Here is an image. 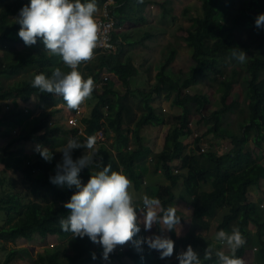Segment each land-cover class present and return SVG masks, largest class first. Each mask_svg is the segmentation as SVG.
Here are the masks:
<instances>
[{
    "label": "trees",
    "instance_id": "1",
    "mask_svg": "<svg viewBox=\"0 0 264 264\" xmlns=\"http://www.w3.org/2000/svg\"><path fill=\"white\" fill-rule=\"evenodd\" d=\"M103 1L97 0V3ZM201 1L202 14L193 19V28L187 31L184 37L186 45L192 48L193 65L190 72L181 79L168 69L178 54L176 47L171 45L155 74V82L142 90L129 89L125 93H120L113 90L111 81L102 78L103 87L100 89L96 86L92 94L96 102L90 114L83 119L86 125L85 134L88 137L96 135L98 131H103L104 134L114 133L111 149L105 145L97 147L99 153L97 161L102 162V166L111 164L113 171L122 170L121 172L129 177L136 188L142 183V176L136 171V163L152 157L156 169H160L168 181L166 184H160L156 191V197L161 200L165 208L169 207L178 196L174 189L182 180L183 191L179 196L192 207L197 225L183 236H177L176 230L169 232L170 238L174 241V254L179 247L186 250L187 246L191 245L203 259L204 249L208 245H214L209 242V237L204 231H210L211 219L223 209L222 218L215 227V234L219 230L230 232L232 224L239 227L247 243L236 255L244 259L247 244L254 241L249 226H256L258 231L256 257L264 262V238L260 233L264 228V210L249 197V188L258 186L260 181L264 180V163L247 146L251 139L255 147L264 150V52L247 55L244 69L238 66L232 69L221 95L222 107L213 110L210 114L213 121L212 129L215 132L222 123L223 114L239 105L236 100L229 101L228 96L233 83L241 79L247 87L248 116L241 126L242 135L232 137L233 147L230 151L218 154L213 147L201 151L202 137L199 136L194 141V148L198 152L188 153L183 139L193 131L190 127L188 105L194 106L199 112H204L211 103L208 94L192 90L197 77L211 70L221 71L228 60H234L231 58L233 47L249 50L246 45L243 49V45L237 41L235 31L252 27L257 29L255 19L259 14L264 13V9L262 10L260 6V0H251L250 4L245 3L240 7L236 6L237 0H231L229 3H226V0ZM29 2L30 0H0L1 47H7L15 52L18 44H24L18 37L20 25L13 23L12 19L16 18L19 10ZM117 2L118 6L113 9V14L118 19V24L122 25L138 20L152 0H117ZM159 5L162 7V13L167 14L168 9ZM186 13L185 10L184 14ZM119 36L124 42L119 41ZM151 36L152 33L147 31L142 38L131 40L127 33L121 35L114 33L113 38L118 45L116 51L112 53L97 49L95 59L86 65L88 77H92L97 85L102 72L106 70L113 73L123 84L129 85L130 79L138 71L137 66L132 58L122 59L118 47H124L125 43L129 46L143 45ZM261 42L264 46V36ZM34 48L37 49L34 52L0 57V98L24 91L34 92L39 93L40 103L44 107H49L63 98L41 93L33 88L31 81L34 77L8 86H4L2 82L3 76H17L30 67H34V75L44 73L50 76L57 67L69 71L59 63L58 57L49 56L44 51L42 42L38 41ZM130 95L139 100L137 108L130 101ZM160 96L167 98L173 96V104L180 107L182 112L169 115L157 112L153 101ZM58 110L60 108L45 112L36 118L28 130L0 149V163L4 165V173L19 172L28 182L32 194L44 190L47 195L54 198V202L51 203L32 200L25 203L19 192H4L0 195V210L6 212V224H10L8 227H0V249L6 252L0 264H16L15 259L20 254L15 247L7 250L6 243H14L19 238H30L34 234L42 238L48 235H68L67 244L71 252H67L62 244L47 247L37 253L32 264H91L94 261L92 253H95L97 258L101 257L102 251L96 249L97 244L92 243L87 237L74 238L71 233L63 232L60 227L59 221L66 218L69 213L64 205L58 202H68L72 194L77 191L74 186L69 188L66 184L61 186L50 183L49 177L55 175V169L51 172L52 167L60 160L62 153L53 152V159L47 162L44 159L39 160V157L36 160L28 159L23 148H13V143L18 140L39 141L38 143L45 145L57 144L58 134L66 131L65 126L52 123L53 115ZM137 110L141 111L139 116ZM22 113L25 114L24 111H13L2 116L0 138L9 135L7 131L1 129V124L17 121ZM160 124H173V128L165 136L163 149L154 153L143 143L140 129L146 125ZM69 132L74 136L77 134V129L71 127ZM84 137L81 136L85 139ZM133 144L135 147L130 146ZM112 149L116 150L115 155ZM80 150L73 151V159L79 158ZM176 159H179L180 163L174 167L172 162ZM175 169L178 172H175ZM97 170L100 169L93 164L90 169L87 167L82 169L79 177L88 181L90 173L94 174ZM4 182L9 183L13 180L1 175L0 185ZM204 184L209 185V189L202 190ZM14 214L18 215L15 222ZM157 226L160 229V226ZM145 233L141 226V232L137 236L145 237ZM214 247L217 250L223 248L226 253L228 252V249L221 244ZM141 248V251H137L135 245H132L126 251L127 256L135 264H179L174 254L171 258L160 259V253L149 249L147 244H143ZM215 260L216 258L213 257L212 260L204 261V264H215Z\"/></svg>",
    "mask_w": 264,
    "mask_h": 264
},
{
    "label": "clouds",
    "instance_id": "2",
    "mask_svg": "<svg viewBox=\"0 0 264 264\" xmlns=\"http://www.w3.org/2000/svg\"><path fill=\"white\" fill-rule=\"evenodd\" d=\"M97 0H30L16 17L20 25L18 37L25 46L31 47L42 42L44 51L49 56H56L62 62L64 71L55 68L51 75H34L31 86L41 93L63 98L70 111H79L81 106L92 98L96 83L92 77L85 78L80 68L96 57V50L105 46L106 33L98 19ZM257 28L264 29V13L255 19ZM231 58L238 63H246L245 51L233 47ZM96 135L88 136L84 141L70 138L60 150L62 159L55 167V175L50 176V183L75 187L70 200L64 204L68 210L66 218L59 223L63 232L71 233L74 238L87 237L92 243L102 248L101 256L108 260L118 246L132 242L137 251L147 244L151 250L160 253V259L171 258L174 254V241L165 235H151L135 239L141 232L151 231L159 225L161 232L175 231L181 223L175 207L165 208L157 197L144 195L141 206L137 207L133 198L132 181L122 172L113 171L111 164L102 166L97 161ZM84 149V154L73 159V151ZM34 151L42 159L51 162L52 152L42 145H36ZM95 164L100 170L82 184L79 177L84 168ZM215 241L228 249L217 250L208 245L201 254L188 245L186 250L176 255L179 264H204V261L216 258L215 264H246L237 256L239 249L247 243L239 227L230 232L219 230ZM92 253V259H96Z\"/></svg>",
    "mask_w": 264,
    "mask_h": 264
},
{
    "label": "rangeland",
    "instance_id": "3",
    "mask_svg": "<svg viewBox=\"0 0 264 264\" xmlns=\"http://www.w3.org/2000/svg\"><path fill=\"white\" fill-rule=\"evenodd\" d=\"M152 4L147 5L144 10L145 16H141L136 21L126 22V25L121 26L119 31L128 32V38L131 40L140 39L143 35L148 31L152 33L151 38L145 40L144 44H136L134 46H129L128 43H125V46L120 48L118 47L119 54L122 59L126 60L128 58H132L134 63L137 66V73L134 75L129 82V85L123 84L121 81L117 79V77L110 72L104 70L102 72V77L99 82H97V86L102 89L104 81L103 79H107L111 81L112 87H132L134 90H142L155 82V73L159 70V67L162 63L164 57H166L168 53L169 46L173 45L177 49V58L175 57V62L171 66L172 73H176L178 77L181 79L184 78L189 72L190 68L193 65V60L191 57L192 48L186 45L184 41V37L187 35V31L193 28L194 18L199 17L202 14V1L201 0H152ZM231 0H226V3H229ZM250 4L251 0H237V7H240L243 4ZM163 5L164 8L168 9L167 14L162 13V7L159 5ZM260 6L262 10L264 9V0H260ZM185 10L187 11L184 14ZM13 23L16 22V18L12 19ZM125 24V23H124ZM237 35V41L243 45V49H245V45L249 47V50L245 51L246 55H252L254 53L264 52V46L262 45L261 39L264 36V29L260 28H247L242 29L241 31H235ZM37 49L34 46L28 47L25 44H18L16 46V51L13 52L9 50L7 47L0 46V57L6 56H15L19 53H28L34 52ZM59 63L62 62L58 59ZM88 64V63H87ZM86 64V65H87ZM86 65H82L80 71L84 75L85 78L88 77V70L86 69ZM238 66L240 69H244V63L240 64L235 59L228 60L227 65L223 66L221 71L211 70L205 75H199L194 82V88L192 90L202 91L208 94L210 97L211 103L207 106L204 112H199L194 106L188 105L189 114H190V127L192 128V133L189 135H185L183 137L184 142L187 146V152L189 153H197L198 150L194 148V141L196 137H202V141L200 142L201 146H205L207 148H214L218 154H224L230 151L233 147L232 137L234 135L241 136L242 130L241 126L244 120H247L248 116V107L246 103V90L247 87L243 84L241 79L236 80L231 88V91L228 96V100H236L239 102V105L232 109L230 112L223 114V120L220 124L217 131H213V121L210 117V114L215 109H221V95L224 90V85L226 79L231 75L232 69ZM63 67V66H62ZM34 67H30L23 71L21 74L13 77H2V82L4 86H8L14 84L17 81H21L23 79H31L34 77ZM191 92V90L189 91ZM38 94V93H36ZM33 94V97L30 99V104L38 101V96ZM4 96V97H10ZM2 97V98H4ZM59 98V96H57ZM64 102V101H63ZM96 102V99L92 98L88 100L87 110L89 113L90 108H92L93 104ZM7 102H3V107H5ZM65 103V102H64ZM9 105L12 104L11 100L8 102ZM64 104L61 107H64ZM66 107V106H65ZM180 108V107H179ZM64 109V108H63ZM11 110V109H10ZM62 110V109H61ZM63 119V118H62ZM57 125L59 121H57ZM61 125L66 127L67 134L70 135V127L64 121ZM3 126H10L8 122L1 124ZM11 131V136L19 137L23 134L27 129L28 125H23L20 130L16 129V127H8ZM78 140L83 141L81 137ZM34 142V141H32ZM100 142V141H98ZM2 144V143H0ZM247 146L250 147L254 153L258 156V158L264 162V150L255 147L252 143V140H249ZM85 151V150H84ZM81 152V154H84ZM61 153V152H60ZM62 159V154L60 155V161ZM59 161V162H60ZM144 161H138L139 168L141 167V163ZM144 177L148 180V183L140 189H137L133 184V198L135 203H140L142 197L147 194V190H153L156 187V180H164L161 174H158L155 177L154 174H150L148 172H144ZM1 176V175H0ZM15 176L16 183L19 185V191L21 193H28L23 195V199L25 203L30 201L29 196L30 188L28 182L24 179L23 175L18 172H14L9 177ZM8 177V178H9ZM165 177V176H164ZM81 179V178H80ZM166 179V178H165ZM85 181V180H84ZM84 181L82 183H84ZM182 182V180H180ZM27 185H25V184ZM12 185V182H9ZM7 182H4L0 185V195L3 194V190L13 192L11 185L7 188ZM202 190L209 189V185H202ZM179 194L183 191V186L179 185L174 189ZM263 193V200L260 201V204L264 205V188L261 191ZM149 196V195H148ZM253 199V198H252ZM259 204V205H260ZM187 211L190 213V219L192 220V225L190 229L197 225L196 221L193 220L194 214L191 206H186ZM264 210V207H262ZM223 213V209L218 212L217 216L211 219V229L210 231H204L207 233V237H209V242L218 245L219 243L215 241V227L220 221L221 214ZM18 215L14 214V222L17 220ZM189 218V217H188ZM7 220V215L4 210H0V227L5 226L4 223ZM187 220V221H186ZM183 222L182 227L185 225V229H189L190 224L186 227V224L189 223L190 220L186 219ZM197 227V226H196ZM199 227V226H198ZM235 227L234 224L231 225V228ZM230 228V229H231ZM251 228L254 227L251 225ZM253 230L250 231L252 237L254 238ZM69 236L68 235H60V236H47L42 238L38 235L35 237L32 236L26 239H20L18 242H8L6 243V248L9 250L10 248H17L19 250L18 256L16 257V264H32L35 261L37 253L43 251L47 247H54L57 245H64V248L67 252H71V248L68 246ZM99 247V251H102V248ZM257 246V245H256ZM247 248L253 249L252 243L247 244ZM259 248V247H258ZM256 250V248H255ZM257 251V250H256ZM5 253L0 249V261H3L5 258ZM250 258L245 256L244 259L247 260L248 264H264V262L256 257L253 259V256L250 255ZM91 264H99L98 261H92ZM111 264H117V261L111 262Z\"/></svg>",
    "mask_w": 264,
    "mask_h": 264
},
{
    "label": "crops",
    "instance_id": "4",
    "mask_svg": "<svg viewBox=\"0 0 264 264\" xmlns=\"http://www.w3.org/2000/svg\"><path fill=\"white\" fill-rule=\"evenodd\" d=\"M150 4H152V3H150ZM97 5H98V8H99V12H98V14H99L100 11H101V7L102 6H101L100 2H98ZM143 15L145 16L144 12H143L142 16ZM124 25H126V23L122 24L121 26H124ZM122 33H127V36H128V32L116 30V34L117 35L118 34L121 35ZM119 41H121V42L123 41L122 37H120V36H119ZM175 60L176 59L174 58L172 64L168 68L169 70L172 69L171 66L174 64ZM129 89L130 90H134L132 87H118V88L117 87H113L114 91H118L120 93H125ZM33 94H36V93L24 91L22 93H14L10 97H7V98L4 97V96H3L4 98H0V119L2 118V116L4 114L9 113V112H13V111H24V113H25V114L22 113L17 118V121L16 120H12V122H8V124L10 126H3V128H1L3 131H7L9 133V135L0 138V143H2V144H0V149L3 148L12 139L18 138V137H15V136L14 137L11 136L12 134H11V131L8 129V127H13V129H14V127H16V129L20 130V128L23 125H28V128H29L30 125L35 121V119L40 117L45 112H48V111H51V110H56V109L60 108V110H58V112H56L53 115L52 123L57 125V121H59V124L61 125V123L65 119V123L68 125L67 120H68V117H70L72 111L68 110L67 107H65L66 105L64 107H61V106H63L65 104L63 102V100L55 102V104H53V105H51L49 107H44L40 103L39 93L36 94L38 96V101L37 102H33L32 104H30V99L33 97ZM10 100L12 102L11 105L8 104V102ZM130 101L137 108V105H139V100L137 99V97L134 98L133 96L130 95ZM3 102H7L5 107H3ZM153 105H154V107H155L157 112L164 113L165 115L179 114V113L182 112L181 108H179L177 105L173 104V96H171L169 98L164 97V96L156 97L154 99V101H153ZM106 110H107V108H106ZM87 112H88V110L86 109L85 116L80 121L81 125L83 126V129H84V134H79V135L75 134L73 136L72 133H70V135L69 134L66 135L67 131L61 132L57 136L58 139H59V142L57 144L53 143V144H48V145L40 144V143H38L39 141L32 142L31 140H29V141L18 140V141H15L13 143V148H18V149L19 148H23L24 149V153L26 155H28V159H33V160H36L38 157H39V160L42 159L40 157V155L34 151L36 145H42L43 147L48 148L52 153L53 152H55V153L58 152L59 153L60 150L63 148V146L67 143V141L70 138H77V137H81V136H85L87 138V136L85 134V126L86 125L84 124L83 119L90 114L91 108L89 110V113H87ZM140 114H141V111L137 110V115L139 116ZM3 123H6V122H3ZM172 128H173V124H171V125L170 124L146 125V126H143L140 129V135H141V137L143 139V143L146 146H148L154 153H158V152H160L163 149L164 144H165V136ZM77 139H79V138H77ZM85 139H82V140L84 141ZM113 143H114V133L110 132L109 134H104V139L102 141L97 142L96 148L99 145H105L109 149H111ZM130 146L131 147H135L134 144L130 145ZM97 150H98V148H97ZM112 150H113V154L115 155L116 154V150H114V149H112ZM83 151H84V149H81L79 151V157L82 156L81 152L83 153ZM98 159L99 158H97V160ZM59 161L60 160H58L56 162V164L59 163ZM179 163H180V160L176 159V160H174L172 162V165L174 167H177L179 165ZM262 163H264V162H262ZM56 164L52 167L51 172L54 171V169L56 167ZM121 171L122 170H120V172ZM136 171L142 176V183L139 186V188H137V189L142 188L143 186H145L148 183V180L143 175L144 172L145 173L148 172L150 174L152 173V174L155 175V177H157L158 174H161L163 176L165 181H163L161 179L160 180H156V187L154 188V191L153 190H149V189L147 190V194L149 195V197H153V196L156 197L157 187L160 184L168 183L167 179H165V177H164L163 173L161 172V170L160 169H156L155 165L152 162V157H150L148 160H146L143 163H141V167L140 168H139V164L137 162L136 163ZM13 173L14 172H12V171H8V172L4 173V165L0 163V175H4V176H6L8 178ZM9 178L12 179L13 182H12V185L7 183V185H6L7 188H9L10 185H11V188H12L13 192H19L21 194V196H23L25 194H28V193H21V191H19V188H18L19 185L15 181V179H16L15 176L9 177ZM81 181L83 182L84 180L81 179ZM87 182L88 181L85 180L84 183H82V184H86ZM179 185L181 186L182 182H180ZM179 185H178V187H179ZM263 188H264V180H261L260 184L258 186H252V187L249 188V197H250V199L252 201H254L257 204H260L261 203L260 201L263 200V198H262L263 193L261 192ZM3 191L4 192H9V191H5V190H3ZM30 194H32V193H30ZM29 198L32 201L49 202V203L54 202V198L51 195H47L44 190H41L39 193L32 194L31 196H29ZM65 203H66V201H59L58 202V204H60V205H64ZM136 205H137V207H140L141 206V202L140 203H136ZM187 205L190 206L189 203L187 201L183 200L182 198H180V196L179 197L177 196L170 203V206L176 208L178 216H180L182 218L180 226H178L177 229H176L177 236L185 235L190 230V227L192 225V220L190 219V213L186 209ZM186 219L190 220L189 223L186 224V227L188 226V224H190L189 229H185V225H184V227H182V225H181V224H183V222H185ZM193 220L195 221V216L193 217ZM4 225L6 227H8L10 224H8V223L6 224V221H5ZM141 226L143 227V225H141ZM249 227H250V230H253V228H251V225ZM253 227H254V230H253L254 241L252 243L253 249H251V248L249 249V248L246 247V252H245L244 258H245V256L247 258H250L249 256L252 255L253 259H256V250H255L256 246L255 245L257 243L258 231H257V227L256 226H253ZM260 233H261L262 238H264V228H262ZM154 234H156V235H165V236L170 237V233L168 231L161 232V229H159V227L157 225H154L153 228L151 229V231H147L145 233V237L151 236V235H154ZM36 235H38V234H34L33 236L35 237ZM60 235L61 234L48 235V236H60ZM140 238L141 237L137 236L135 239H140ZM20 239H26V238H19L16 242H18ZM132 245H134L132 242H129L128 244L124 245V246H126V250L124 252H120L119 251V247L120 246H118L115 249V251L112 254H110V257H109L108 260H104L102 258V256H101V257L95 259L94 261H98L99 264H111V262H115V261H117V264H135L134 261H132V259H130L129 256H127V254H126V251H127L128 247H131ZM96 249H99V247L97 245H96ZM244 260L246 261V264H248L247 260L246 259H244Z\"/></svg>",
    "mask_w": 264,
    "mask_h": 264
},
{
    "label": "built area",
    "instance_id": "5",
    "mask_svg": "<svg viewBox=\"0 0 264 264\" xmlns=\"http://www.w3.org/2000/svg\"><path fill=\"white\" fill-rule=\"evenodd\" d=\"M101 11L98 14V19L104 26V30L106 33V44L105 46L99 48L101 51L105 52H115L117 49V42L113 38V34H116V30H119L121 28V25L118 24V19L113 14V9L118 6L117 0H104L101 3ZM97 86V85H96ZM98 87V86H97ZM88 105V101H86L80 108L79 111H72L70 117H68L67 123L70 127H74L77 129V134H84L83 126L81 125V119L85 116V111ZM97 142L102 141L104 139V133L103 131H98L96 134ZM205 146L202 147L201 151H205ZM175 172H178L177 169H175ZM260 207H264L263 204H260ZM134 246V245H133ZM126 250V246H120L119 251L124 252ZM181 251H184L182 247H179L178 250L174 254V258H176V255L180 253Z\"/></svg>",
    "mask_w": 264,
    "mask_h": 264
}]
</instances>
